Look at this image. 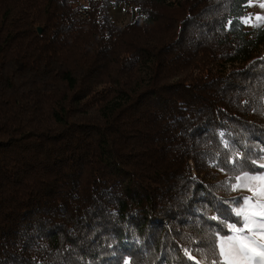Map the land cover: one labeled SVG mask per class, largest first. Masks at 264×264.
<instances>
[{
	"label": "trees",
	"instance_id": "16d2710c",
	"mask_svg": "<svg viewBox=\"0 0 264 264\" xmlns=\"http://www.w3.org/2000/svg\"><path fill=\"white\" fill-rule=\"evenodd\" d=\"M248 2L0 0V264H224L263 171Z\"/></svg>",
	"mask_w": 264,
	"mask_h": 264
},
{
	"label": "rangeland",
	"instance_id": "374dc122",
	"mask_svg": "<svg viewBox=\"0 0 264 264\" xmlns=\"http://www.w3.org/2000/svg\"><path fill=\"white\" fill-rule=\"evenodd\" d=\"M264 0H249L248 8L244 16H242V21L244 23V27L247 30H253L257 27L264 25ZM111 17L114 19L116 24L125 25L126 23L131 21L133 16V9L127 4H120L119 6H111L109 9ZM259 17V18H258ZM264 48V47H263ZM258 165H264V156L259 158L257 161ZM245 174L247 176L260 177L264 176V167L263 171L256 173H248L244 172L238 175L237 177H244ZM233 185H240L234 189V199L238 205H233V210L236 211L243 209L244 213L256 223L249 224L247 228H244V219L241 217V224L235 225L236 229L244 228V232L236 233L233 231V228L228 225L230 229V233L226 236L218 237V247L220 245L221 239H226L229 236L238 235L239 240L234 241L238 248L242 247L244 250V257H232V256H222L223 262L227 259L228 264H264V227H261V224L264 223V207H260V205H264V180H247L236 178V181ZM244 185H247L245 187ZM249 188L251 190H249ZM240 195V197L238 196ZM251 197V202L249 206H245V198ZM255 206V207H253ZM247 236L248 239L244 237ZM220 250V247H219ZM228 246L225 245V252L227 253Z\"/></svg>",
	"mask_w": 264,
	"mask_h": 264
},
{
	"label": "snow or ice",
	"instance_id": "6c2138e0",
	"mask_svg": "<svg viewBox=\"0 0 264 264\" xmlns=\"http://www.w3.org/2000/svg\"><path fill=\"white\" fill-rule=\"evenodd\" d=\"M262 7H264V5H261ZM259 18V17H258ZM231 23V22H229ZM261 167H264V165H261ZM238 180L240 179H247V180H264V176H260V177H254V176H247V174H245L244 177H237ZM240 185H233L234 188L239 187ZM245 187H247V185H244ZM249 190H251L249 188ZM251 197H246L245 198V206H249L250 202H251ZM255 207V206H253ZM260 207H264V205H260ZM236 215L237 216H243L244 219V228H247L249 226V224H253L256 223L255 220L252 219V217L246 215L244 213L243 209L237 210L236 211ZM262 215H264V213H262ZM213 219H215V217H213ZM231 228H233V231L236 233H242L244 232V228L241 229H236L234 225H230ZM261 227H264V223L261 224ZM245 239H248L247 236L244 237ZM239 240V236L238 235H234V236H229L226 239H221L220 240V255L221 256H232V257H243V258H247L244 257V250L242 247L238 248L236 246V244L234 243V241ZM227 244L228 246V251L227 253L225 252V245ZM262 255H264V253H262ZM213 264H216V261H213ZM224 264H228L227 259L225 260Z\"/></svg>",
	"mask_w": 264,
	"mask_h": 264
},
{
	"label": "built area",
	"instance_id": "2783aa9c",
	"mask_svg": "<svg viewBox=\"0 0 264 264\" xmlns=\"http://www.w3.org/2000/svg\"><path fill=\"white\" fill-rule=\"evenodd\" d=\"M131 7V6H130ZM132 9H133V16H136V15H138V14H140V15H144V13L142 12V11H140L137 7H131ZM80 9H82V10H84L85 9V5H84V3H82V2H80ZM134 13H136V14H134ZM132 16V17H133ZM81 17L82 18H87V13H82V15H81Z\"/></svg>",
	"mask_w": 264,
	"mask_h": 264
},
{
	"label": "water",
	"instance_id": "95a60500",
	"mask_svg": "<svg viewBox=\"0 0 264 264\" xmlns=\"http://www.w3.org/2000/svg\"><path fill=\"white\" fill-rule=\"evenodd\" d=\"M38 31H40V28H38Z\"/></svg>",
	"mask_w": 264,
	"mask_h": 264
}]
</instances>
